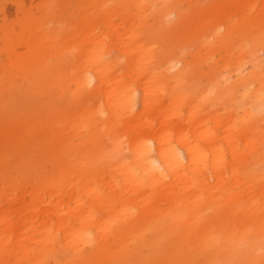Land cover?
I'll use <instances>...</instances> for the list:
<instances>
[{
	"label": "rangeland",
	"instance_id": "1",
	"mask_svg": "<svg viewBox=\"0 0 264 264\" xmlns=\"http://www.w3.org/2000/svg\"><path fill=\"white\" fill-rule=\"evenodd\" d=\"M0 264H264V0H0Z\"/></svg>",
	"mask_w": 264,
	"mask_h": 264
},
{
	"label": "bare ground",
	"instance_id": "2",
	"mask_svg": "<svg viewBox=\"0 0 264 264\" xmlns=\"http://www.w3.org/2000/svg\"><path fill=\"white\" fill-rule=\"evenodd\" d=\"M165 26H169V25H165ZM94 46H96L95 42H94ZM149 51H150V53L152 55H155L154 48H151ZM91 54L93 55V52ZM96 57L98 58V60H101V62H100L101 64H104V68H105L106 71H104L103 73L106 75V78L109 77L111 75V70L113 68V65L109 62L107 56L104 55V52H101L100 54L99 53H94V56H91V55L85 56L84 59H83V61H84V63H88L92 58H96ZM114 79H116V81L119 83L118 87L119 88L121 87V90L126 91L125 89H127V88L122 87V85L124 84V82L122 80L121 75L116 76ZM98 80H99V82L101 84L106 82L105 81V78L103 77L102 74L99 75V79ZM86 81L91 84L93 82V79L89 77V78L86 79ZM102 85L104 86V84H102ZM93 87H95V85H90V90L91 91H95V89ZM103 90H105V87L103 88ZM105 108H106V106L104 104H100V111L103 114L106 113V109ZM168 152L169 151H167V150L165 152H160V155L162 157H163V155L167 156L168 155ZM170 153L173 156L172 157V162L175 163V164H179V159H178V156H177L176 152L170 151ZM125 163H128L127 160H125ZM146 167H147L149 173L152 176H154V177H159V176H161L163 174V171L161 170V163H157L155 161V159L153 158V156L150 153H148L147 156H146ZM32 227H33V225L31 223L30 228H32ZM82 240L85 243H88L86 237L83 236L82 237Z\"/></svg>",
	"mask_w": 264,
	"mask_h": 264
}]
</instances>
